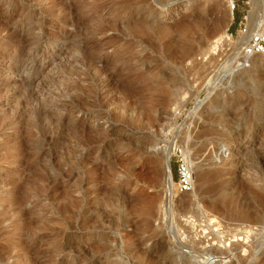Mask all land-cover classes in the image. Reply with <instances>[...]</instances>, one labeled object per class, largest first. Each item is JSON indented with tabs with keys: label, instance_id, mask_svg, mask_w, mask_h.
I'll use <instances>...</instances> for the list:
<instances>
[{
	"label": "rangeland",
	"instance_id": "1",
	"mask_svg": "<svg viewBox=\"0 0 264 264\" xmlns=\"http://www.w3.org/2000/svg\"><path fill=\"white\" fill-rule=\"evenodd\" d=\"M237 20L222 0H0V264H198L224 254L194 255L198 212L243 240L232 264H264V54L234 66ZM174 144L195 190L166 204Z\"/></svg>",
	"mask_w": 264,
	"mask_h": 264
},
{
	"label": "built area",
	"instance_id": "2",
	"mask_svg": "<svg viewBox=\"0 0 264 264\" xmlns=\"http://www.w3.org/2000/svg\"><path fill=\"white\" fill-rule=\"evenodd\" d=\"M226 3L229 11L234 16L241 12L242 17L238 24V37L235 33L227 34L226 40L229 44L228 52L235 56L234 66L236 68L247 67L248 63L257 56L264 54V0L262 8L256 15L253 27H250V15L252 13L251 0H222ZM233 21L235 18L233 17ZM246 37L241 43L239 39ZM170 166L176 168L177 179L173 190L174 195L191 194L195 190V171L190 154L186 147L174 144L170 159ZM189 230L188 242L194 244L196 251L194 255H203L207 251L221 250L224 254L213 253L211 257L201 256L198 264H232L234 262L233 246L234 241L230 237L228 227L223 219L215 215L198 212L186 221ZM258 228L249 230L255 233ZM187 239V235L184 240Z\"/></svg>",
	"mask_w": 264,
	"mask_h": 264
},
{
	"label": "bare ground",
	"instance_id": "3",
	"mask_svg": "<svg viewBox=\"0 0 264 264\" xmlns=\"http://www.w3.org/2000/svg\"><path fill=\"white\" fill-rule=\"evenodd\" d=\"M158 1V0H157ZM254 2V5H253V3H252V13H251V15H250V19H251V22H250V27H253V25H254V21H255V18H256V15L259 13V11H260V9L262 8V0H253ZM255 8H254V7ZM197 27V26H196ZM182 28V27H181ZM185 30V29H184ZM192 30V29H191ZM184 32V31H183ZM240 41H241V43L242 42H244L245 40H246V37H241L240 39H239ZM216 47L214 46V47H212V49H211V51L210 52H208V55H210V57H211V55H215V51H216ZM255 58V57H254ZM254 58L249 62V63H251L253 60H254ZM232 65V64H231ZM247 66H249V64L247 65ZM172 148H173V146H171V148L169 149V151L167 152V165H166V173H167V176H168V190H169V192H168V201H167V203L166 204H168V202L169 201H171V197H169V195H171L172 193H173V181H172V179H171V181H170V178H171V176H170V169H171V166H170V159H171V155H172ZM174 187H175V184H174ZM196 208L197 209H200L201 208V205L199 204V203H196ZM215 206V205H214ZM149 209V208H148ZM150 210V209H149ZM166 210H167V205H166V207L163 209V211L164 212H166ZM151 212V211H150ZM149 213V212H148ZM149 215V214H148ZM186 226V225H185ZM245 233V232H244ZM247 233V232H246ZM186 236V235H185ZM238 236V235H237ZM231 237V236H230ZM234 243H239V242H241V241H243L242 239H238L236 236H234ZM237 238V239H236ZM222 253H224L223 251H222Z\"/></svg>",
	"mask_w": 264,
	"mask_h": 264
},
{
	"label": "trees",
	"instance_id": "4",
	"mask_svg": "<svg viewBox=\"0 0 264 264\" xmlns=\"http://www.w3.org/2000/svg\"><path fill=\"white\" fill-rule=\"evenodd\" d=\"M237 14V22L239 21V19H241V17H242V13L241 12H238V13H236ZM237 31V24L235 25V28H233V32H235V31Z\"/></svg>",
	"mask_w": 264,
	"mask_h": 264
}]
</instances>
